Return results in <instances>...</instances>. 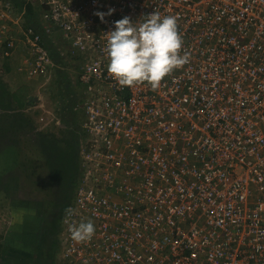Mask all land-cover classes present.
Wrapping results in <instances>:
<instances>
[{
	"label": "built area",
	"instance_id": "1",
	"mask_svg": "<svg viewBox=\"0 0 264 264\" xmlns=\"http://www.w3.org/2000/svg\"><path fill=\"white\" fill-rule=\"evenodd\" d=\"M27 2L41 8L38 26L0 0V68L22 47L19 70L49 76L47 40L60 34L83 86L61 264H264V0ZM151 14L176 18L187 61L155 89L121 86L108 32ZM89 220L92 238L73 240L70 227Z\"/></svg>",
	"mask_w": 264,
	"mask_h": 264
},
{
	"label": "rangeland",
	"instance_id": "2",
	"mask_svg": "<svg viewBox=\"0 0 264 264\" xmlns=\"http://www.w3.org/2000/svg\"><path fill=\"white\" fill-rule=\"evenodd\" d=\"M37 9L41 11L40 6H37ZM62 49L63 53H67L66 50L68 46L63 44ZM17 51L14 56L7 59L11 63V70L5 72L3 65L2 68H0V77L7 85L11 94L16 95V100L13 101V108H0V111L9 110L11 112L13 109L15 111L20 110L29 115L31 118V125L35 126L36 131H50L56 135L58 139L62 140L68 135H62V129H65L66 125L61 118V115L64 113L61 105L68 101L69 98L66 94L61 97L58 95L56 97L54 94L57 91L54 89L55 87L52 80L57 68L47 77L29 78L27 74L21 73L18 69L21 58L26 54V49L21 47ZM67 55H69V53ZM66 57L65 60L68 66H71V64L75 65L74 60H70L72 57ZM60 65L62 64L60 63ZM73 75V72L70 73L72 85L77 89L79 87L76 86L77 81ZM3 123L4 122H2V124ZM31 134L32 133H30V135ZM13 135H15L14 137L17 139L19 137L20 146L25 153L24 155H31L32 158L35 159L33 165H41L44 159L39 153L38 148H36L35 143L33 142L34 144L31 145V136L25 132L23 126L15 127L6 135L0 136V264H49L46 254L51 253L49 250H51L52 247L54 249L52 258L55 259V261H50V263L60 264L57 260V254H59L58 250L61 248L57 239H54V237L56 238L60 235H58L60 230L58 232L55 230L56 222H53L52 216L55 211L62 209L57 203L62 200V195H54L56 187L47 183L50 177L49 174L42 175V179L39 177L41 175H39L41 169L37 171V175L31 177H28L26 169L24 170L25 174L23 171H20L22 164L18 166L19 164L16 162V152L11 148L13 144L10 143L9 145V143H7V138ZM84 138L83 135L80 142ZM24 155L18 158L19 161L23 160L22 158ZM14 173L18 175L21 174L19 179L18 176H13ZM31 179L34 181L36 179L39 183L33 184ZM45 183L49 186H44ZM27 193H35L37 196L35 198H30L29 195L32 194ZM32 203L39 211L43 209L46 211H44V213L32 211L31 213V209H28L27 205H31ZM60 214H62V212ZM19 220H24L27 224L32 221L35 222L37 224L36 229L28 227H23V229H21L18 225ZM57 224L56 226L58 229L59 224ZM22 230L24 231L23 233ZM30 242L31 245L29 244ZM20 244H25L23 247L26 248H35L37 254L35 253L31 258L27 257V252L20 251L22 250ZM41 249H43L42 254H40ZM43 253L45 255H43ZM6 257H10L13 260L11 261ZM2 258L3 261H1Z\"/></svg>",
	"mask_w": 264,
	"mask_h": 264
},
{
	"label": "trees",
	"instance_id": "3",
	"mask_svg": "<svg viewBox=\"0 0 264 264\" xmlns=\"http://www.w3.org/2000/svg\"><path fill=\"white\" fill-rule=\"evenodd\" d=\"M9 1L15 4V6H17L19 9H25V18L27 24L38 26L39 10L37 9V6L27 3L26 0ZM50 50L53 58L59 64L54 72L55 74L52 80V83H54L55 87L54 89H56L57 91V94H54L56 95V97L57 95L61 97L66 94V96H68L69 98L68 101L64 102V104L61 105L62 110L64 112L61 115V118L64 120L66 125V128L62 129V135L65 136L67 134L68 136L60 140L57 138L56 135H54L50 131H36L35 126L31 125V118L29 117V115L21 112L20 110L15 111L14 109L11 112L9 110L0 111V136L6 135L15 127L22 126L25 132L28 133V135L32 133L30 135V143L31 145L35 143L36 148H38L39 153L44 158L43 163L41 164L42 166L39 164L33 165L35 163V159H33L31 155H24L25 153L22 150V147L20 146L19 137L17 139L16 137H14L15 135H13L12 137L7 138V143H9V145L10 143L13 144L11 148L14 149L16 152V162L19 164L18 166L22 164V168L20 167L21 172L23 171V173L25 174L24 170L26 169L28 177H31L37 175V171L41 169V173H39V175H41L39 177L42 179V175L49 174L50 177L49 180H47V183H50V185H54L56 187L54 195H62V200L57 202L62 208L60 209L62 210V214H60L59 218L55 223V230L58 232L61 229V219L63 217V214L65 213L67 206L71 203L75 196V187L78 185V181L81 174L80 139L83 135L82 122L84 120V116L80 112L82 110H78L75 107L82 100L83 86L78 79V64L75 63V65L71 64V66H68L67 61L65 60V58L67 57L61 55L60 52L54 49L52 45L50 46ZM70 60H74L75 62V59L73 57ZM60 63L62 65H60ZM3 69L5 72L11 70V64L8 60H5L3 64ZM72 72L74 74L73 76L76 78L77 81L76 86L79 87L77 89L72 85V77L70 76V73ZM15 100L16 95L11 94V92L7 88V85L0 77V108H13V101ZM2 122L4 123L2 124ZM22 155H24L22 158L23 160L19 161L18 158ZM13 176H18L19 179L21 174L18 175L17 173H14ZM32 182L33 184L39 183V181H37L36 179L35 181L32 180ZM47 183H45L44 186L48 185ZM27 194H32L29 195L30 198H35L37 196V194L35 195V193ZM27 208L31 209V213L32 211H39L33 203L31 205L28 204ZM44 211L46 210L43 209L39 212L44 213ZM56 224L59 226L58 229ZM18 225L21 227V229H23L22 226L26 227L27 222L24 220H19ZM23 232L24 231L22 230V233ZM54 239H57L58 241V237H54ZM49 252H51V250H49ZM46 255L48 256V260L51 261V258L53 257V250L50 254Z\"/></svg>",
	"mask_w": 264,
	"mask_h": 264
},
{
	"label": "clouds",
	"instance_id": "4",
	"mask_svg": "<svg viewBox=\"0 0 264 264\" xmlns=\"http://www.w3.org/2000/svg\"><path fill=\"white\" fill-rule=\"evenodd\" d=\"M98 15L103 19L104 13H98ZM108 33L106 49L109 63L107 71L121 86H131L137 82L147 81L155 89L167 74L187 61L186 56L179 54L182 40L174 16L161 18L159 14H151L140 24H135L126 16L115 21L113 30ZM61 38L62 36L58 34L56 39H60L59 44H52L51 40H47V45L49 48L52 45L64 56L62 45L66 43H63ZM68 53L65 57L69 56ZM21 73L26 74L23 71ZM80 112L83 113V111ZM70 232L73 240L84 241L92 238L95 226L89 220L72 225ZM59 238L60 235L58 242ZM58 251L57 260L61 264V249Z\"/></svg>",
	"mask_w": 264,
	"mask_h": 264
},
{
	"label": "flooded vegetation",
	"instance_id": "5",
	"mask_svg": "<svg viewBox=\"0 0 264 264\" xmlns=\"http://www.w3.org/2000/svg\"><path fill=\"white\" fill-rule=\"evenodd\" d=\"M37 212V211H36ZM60 213H61V211H60V209H58L57 211H55V213L53 214V216H52V218H53V222H56L57 221V219H58V217L60 216ZM55 220V221H54ZM36 226H37V224L35 223V222H29L27 225H26V227H28V228H32V229H35L36 228ZM24 226H22V228H23ZM49 230V229H48ZM37 249H38V247H37ZM52 250H54L53 249V247L51 248V252H52ZM42 251L43 250H41V253L40 252H38V253H40V254H42ZM45 255V254H44ZM55 261V259H53V258H51V262H54ZM50 262V261H49ZM49 264H53V263H49Z\"/></svg>",
	"mask_w": 264,
	"mask_h": 264
},
{
	"label": "crops",
	"instance_id": "6",
	"mask_svg": "<svg viewBox=\"0 0 264 264\" xmlns=\"http://www.w3.org/2000/svg\"><path fill=\"white\" fill-rule=\"evenodd\" d=\"M58 42V41H57ZM18 52V51H17ZM16 52V53H17ZM21 61V60H20ZM11 64V63H10ZM19 64H20V62H19ZM12 66H14L13 64H12ZM30 245H31V242L29 243ZM25 244H20V246H22L21 247V249L22 250H20L21 252H27V257H29V258H31L33 255H35V253H36V250H35V248H33V249H31V248H26V247H23ZM33 247H34V245H33ZM37 254V253H36ZM7 259H9V260H13V259H11L10 257H6ZM1 261H3V258L1 259ZM50 263V262H49Z\"/></svg>",
	"mask_w": 264,
	"mask_h": 264
}]
</instances>
